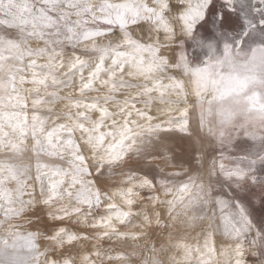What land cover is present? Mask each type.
Returning <instances> with one entry per match:
<instances>
[{"label": "snow or ice", "instance_id": "obj_1", "mask_svg": "<svg viewBox=\"0 0 264 264\" xmlns=\"http://www.w3.org/2000/svg\"><path fill=\"white\" fill-rule=\"evenodd\" d=\"M0 264H264V0H0Z\"/></svg>", "mask_w": 264, "mask_h": 264}]
</instances>
